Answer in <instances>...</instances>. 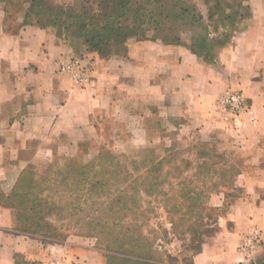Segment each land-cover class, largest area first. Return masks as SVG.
<instances>
[{"label":"crops","instance_id":"1","mask_svg":"<svg viewBox=\"0 0 264 264\" xmlns=\"http://www.w3.org/2000/svg\"><path fill=\"white\" fill-rule=\"evenodd\" d=\"M247 4V15L233 22L227 34L219 32L223 41L214 40L208 56L185 42L147 38L130 39L102 57L87 50L80 38L61 39L53 26L23 24L26 7L10 18L0 0L3 194L24 169L46 166L54 155L78 153L81 142L103 137L102 122L120 107L122 114L133 115L139 133L145 132L142 115L147 111L190 127L189 122L215 120L217 96L232 87L255 113L253 122L242 119L228 129L234 153L243 158L235 178L242 194L231 200L218 231L201 245L192 263L264 264V0ZM75 56L88 67L84 83L58 71L60 63ZM254 231L260 233L259 241L245 246ZM89 250L72 236L59 242L22 230L13 210L0 205V264H48L52 259L97 264Z\"/></svg>","mask_w":264,"mask_h":264},{"label":"rangeland","instance_id":"2","mask_svg":"<svg viewBox=\"0 0 264 264\" xmlns=\"http://www.w3.org/2000/svg\"><path fill=\"white\" fill-rule=\"evenodd\" d=\"M98 1L46 0V4L77 13L96 10ZM139 1L153 17L145 26L148 38L177 34L181 42L191 44L198 31L188 23L189 13L182 17L187 24H156V20L161 19L160 13L180 12L181 7L207 13L201 0ZM26 6L22 2L8 6L10 18ZM45 16L51 17L49 13ZM37 18L44 17L29 16L31 21ZM8 24L14 26L11 21ZM72 30L61 29L59 37H75ZM214 40L223 41L216 37L213 46ZM120 110L102 122L103 137L81 142L80 152L56 154L46 166L27 168L22 187L46 199L39 208L43 220L56 230V239L63 242L74 237L91 250L88 256L97 264H140L108 257L106 245L116 244L109 241L111 232H119L125 246L129 236L136 235L135 248L152 264H193L201 245L218 231L219 218L231 200L242 194L235 178L239 173L236 164L243 158L234 153L228 130L235 128L234 123L214 102L215 120L189 122L190 127L181 126L178 120L166 122L147 111L142 115L145 132L139 133L133 115ZM118 195L126 207L111 209Z\"/></svg>","mask_w":264,"mask_h":264},{"label":"trees","instance_id":"3","mask_svg":"<svg viewBox=\"0 0 264 264\" xmlns=\"http://www.w3.org/2000/svg\"><path fill=\"white\" fill-rule=\"evenodd\" d=\"M3 1L5 5L7 4V7H5L7 15L9 14L8 6L14 5L16 2L18 5L21 2L22 4L27 3L23 24L35 23L40 27L51 25L55 27L57 36H60L59 31L61 29L67 31L71 28L75 35L82 40L87 50L97 52L102 57L110 56L117 45H124L130 38L136 40L147 39L148 37L144 35L147 31L145 26L150 22V18H153L151 14L150 17L148 16L144 3L139 0H99L96 4V10L89 8L77 13L68 12L63 8L54 9L46 4V0ZM201 1L206 7L207 13L205 16L202 13H191L190 9L181 7L180 12L160 13L161 19L156 20V24H163L165 21H181L182 24H187L182 17L186 15L185 13H189L188 23L196 27L198 31L196 39L189 45L192 50L208 56L212 50L213 39L216 36L219 38V32L227 34L233 22L243 19L247 15L245 12L248 11L249 7L247 0ZM47 13L51 17L45 16ZM30 14L44 18H42L43 20L37 18L31 21L29 20ZM169 27H167L168 30ZM159 39L167 43L181 42V38L177 34H172V36L165 34ZM25 172H27V169L21 172L7 195H4L0 189V205L13 210L17 226L22 230L31 234L41 235L48 240L58 241L56 239L58 236L55 232L56 230L51 227L49 222L43 220L42 208H39V205L43 206L46 199L40 197V194L37 193L29 194V190L26 189L30 187H22L24 186L22 183H24ZM115 206L117 208L126 207V204L121 201L120 195H118L116 204L111 206V209H114ZM131 232L133 233L134 231L131 230ZM101 233L100 231L99 234ZM107 235H110L109 241H116L115 245H106L109 251L108 257H119L120 260L127 262L152 264L150 258H146L135 248L136 246L133 242L137 239L136 235L131 234L129 236L127 246H125L124 239L119 236L121 235L119 232H111ZM62 237L63 235L61 234L59 238Z\"/></svg>","mask_w":264,"mask_h":264},{"label":"built area","instance_id":"4","mask_svg":"<svg viewBox=\"0 0 264 264\" xmlns=\"http://www.w3.org/2000/svg\"><path fill=\"white\" fill-rule=\"evenodd\" d=\"M87 65L83 62L82 58L75 56L62 62L58 65V71L66 74L76 82H86L88 79ZM215 105L221 111L226 113L231 119L232 123L236 124L242 119L249 122L255 120L254 109L248 103L245 96L238 90L232 87H225L218 95ZM260 238V233L254 231L246 236L245 246L252 247V243L257 242ZM48 264H58L57 259H52Z\"/></svg>","mask_w":264,"mask_h":264}]
</instances>
